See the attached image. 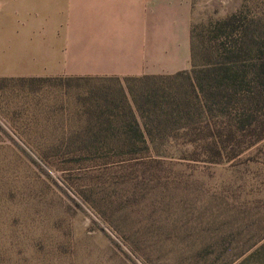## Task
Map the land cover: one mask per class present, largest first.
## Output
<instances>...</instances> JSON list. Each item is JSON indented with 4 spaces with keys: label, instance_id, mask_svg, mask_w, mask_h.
Listing matches in <instances>:
<instances>
[{
    "label": "rangeland",
    "instance_id": "374dc122",
    "mask_svg": "<svg viewBox=\"0 0 264 264\" xmlns=\"http://www.w3.org/2000/svg\"><path fill=\"white\" fill-rule=\"evenodd\" d=\"M261 1L194 0V34ZM4 83L0 264H264V140L216 165L81 156L65 142L104 97L185 87V76Z\"/></svg>",
    "mask_w": 264,
    "mask_h": 264
},
{
    "label": "trees",
    "instance_id": "16d2710c",
    "mask_svg": "<svg viewBox=\"0 0 264 264\" xmlns=\"http://www.w3.org/2000/svg\"><path fill=\"white\" fill-rule=\"evenodd\" d=\"M190 65L189 71L173 75L130 78L185 76V87L151 88L128 100L104 97L102 110L88 112L93 124L65 136L70 153L157 158L179 153L181 159L216 165L264 140V2L208 24L201 38L192 26ZM79 79L87 78L0 79V90L13 80Z\"/></svg>",
    "mask_w": 264,
    "mask_h": 264
},
{
    "label": "crops",
    "instance_id": "0c3cea01",
    "mask_svg": "<svg viewBox=\"0 0 264 264\" xmlns=\"http://www.w3.org/2000/svg\"><path fill=\"white\" fill-rule=\"evenodd\" d=\"M194 0H0V79L190 69Z\"/></svg>",
    "mask_w": 264,
    "mask_h": 264
}]
</instances>
